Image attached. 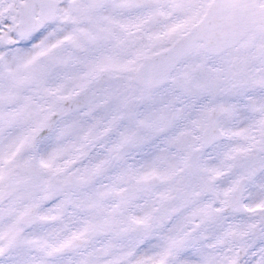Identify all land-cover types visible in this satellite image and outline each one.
<instances>
[{
    "label": "snow or ice",
    "instance_id": "obj_1",
    "mask_svg": "<svg viewBox=\"0 0 264 264\" xmlns=\"http://www.w3.org/2000/svg\"><path fill=\"white\" fill-rule=\"evenodd\" d=\"M0 264H264V0H0Z\"/></svg>",
    "mask_w": 264,
    "mask_h": 264
}]
</instances>
